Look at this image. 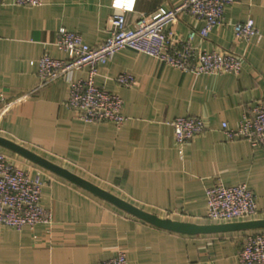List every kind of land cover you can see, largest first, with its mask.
I'll return each instance as SVG.
<instances>
[{"label":"crops","instance_id":"obj_1","mask_svg":"<svg viewBox=\"0 0 264 264\" xmlns=\"http://www.w3.org/2000/svg\"><path fill=\"white\" fill-rule=\"evenodd\" d=\"M128 4L127 24L159 8L184 0H41L20 6L4 0L0 7V93L12 99L33 88L37 60L48 52L58 59L72 54L54 45L60 28L79 33L90 46L110 34V18L120 13L113 2ZM252 19L261 40L246 44L232 25ZM203 22L183 14L167 27L175 40L197 34ZM191 45L203 51L228 50L243 56L239 74L181 72L154 58L125 49L101 65L96 84L118 94L126 121L88 123L65 107L67 84L56 80L14 106L0 123L8 139L117 198L159 218L199 225L205 219L206 190L217 179L225 186L244 184L256 195L264 219V147L228 141L222 123L238 126L243 113L264 101V0H236L225 9L221 26ZM134 78L131 87L115 83L119 73ZM85 71L74 78H83ZM201 117L205 131L184 145L173 138L168 122ZM0 152L43 182L44 207L53 213L48 232L0 225V264H99L124 251L129 264H239L245 236L264 232L244 229L183 235L153 226L42 166L0 146ZM225 224V223H218Z\"/></svg>","mask_w":264,"mask_h":264},{"label":"built area","instance_id":"obj_2","mask_svg":"<svg viewBox=\"0 0 264 264\" xmlns=\"http://www.w3.org/2000/svg\"><path fill=\"white\" fill-rule=\"evenodd\" d=\"M235 1L184 0L175 8H159L149 16H140L132 26L127 24L124 15L132 7L116 1L113 6L120 13L110 18V34L99 46H90L79 33L60 28L54 45L60 51L71 53V58L58 59L45 52L36 62L38 81L33 88L21 91L12 99H7L5 93L1 92L0 123L14 106L61 79L67 84L64 105L76 119L122 126L126 121L122 98L96 84L95 78L101 65L125 49L148 55L169 67L196 76L239 74L244 61L242 55L228 50L203 51L191 45L196 35L206 38L212 29L222 25L225 9ZM3 4L4 0H0V7ZM14 4L37 6L41 0H14ZM183 14L203 22V27L198 34L191 32L185 41L175 40L167 33V27ZM232 29L235 37L246 44L262 38L250 18L234 23ZM81 71H85V76L75 79L74 74ZM114 80L124 87H131L134 83L133 76L128 72L117 74ZM168 125L174 141L180 146L203 133L206 128L204 120L194 116L176 117ZM221 127L228 141L242 139L252 146L264 147V101L248 108L235 129L229 128L226 123H222ZM42 186L38 175L33 177L0 152V225L21 230L42 224L49 232L53 225V213L41 203ZM257 213L256 195L244 184L225 186L217 179L206 190L205 219L211 223L248 220ZM237 259L239 264H264V232L247 234ZM99 264L129 263L126 252L118 251Z\"/></svg>","mask_w":264,"mask_h":264},{"label":"water","instance_id":"obj_3","mask_svg":"<svg viewBox=\"0 0 264 264\" xmlns=\"http://www.w3.org/2000/svg\"><path fill=\"white\" fill-rule=\"evenodd\" d=\"M0 146L10 150L18 155H21L30 161L42 166L43 168L64 177L65 179L71 181L72 183L84 188L85 190L91 192L92 194L116 205L127 213L153 225L158 228L183 234V235H198V234H208L216 232H225L233 230H244V229H262L264 228V219L263 220H253L246 222H237V223H225L217 225H199L194 223H188L178 220H172L169 218H159L155 215L149 214L143 210L136 208L135 206L117 198L116 196L100 189L99 187L91 184L90 182L72 174L66 169H63L42 157L32 153L28 149L8 140L0 137Z\"/></svg>","mask_w":264,"mask_h":264}]
</instances>
